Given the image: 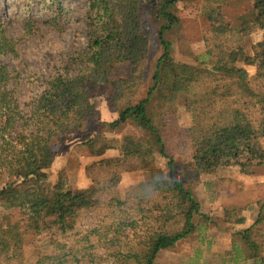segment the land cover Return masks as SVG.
Segmentation results:
<instances>
[{"label":"trees","instance_id":"1","mask_svg":"<svg viewBox=\"0 0 264 264\" xmlns=\"http://www.w3.org/2000/svg\"><path fill=\"white\" fill-rule=\"evenodd\" d=\"M80 1L87 4L84 47L62 60L60 70L28 104H21L11 71L0 65V208L20 210L28 229L37 235L54 231L63 239L78 236L81 220H98L72 243L55 242L53 252L37 264H109L113 252L134 264H157L165 247L194 233L196 216L207 219L191 187L175 176V161L166 151L163 133H170L171 125L179 127L174 109L179 95L191 97L193 121L183 137L191 143L190 166L196 174L264 164V0H251V11L234 22L225 15L231 0H201L208 31L204 53L190 63L176 60L168 36L179 28L174 8L186 0ZM148 4L155 9L151 17L159 22L162 53L146 96L137 99L149 51L142 20ZM256 32L263 37L249 55L245 41ZM0 52H15L13 38L1 23ZM250 58L260 65L254 78L238 66ZM116 68H125L126 76L113 79ZM208 80L211 85L197 91V85ZM104 85L113 88L117 118L102 125L115 130L132 122L155 137L161 156L168 160V173L151 167L150 140L144 134L124 135L117 147H98L103 139L94 133L83 143L100 158L84 169L89 185L74 190L63 168L51 184L57 141L82 131L86 121L97 116L95 92ZM153 101L158 103L156 116L149 113ZM116 148L117 156L103 157ZM129 169L142 170L148 177L122 198L118 186ZM263 209L264 205L256 221L236 231L231 242L245 260L258 264H264V235L259 230ZM24 234L19 223H0V264L22 259Z\"/></svg>","mask_w":264,"mask_h":264},{"label":"rangeland","instance_id":"2","mask_svg":"<svg viewBox=\"0 0 264 264\" xmlns=\"http://www.w3.org/2000/svg\"><path fill=\"white\" fill-rule=\"evenodd\" d=\"M162 0H156L161 2ZM87 4L80 0H0V23L8 36L13 38L15 52H0V65L11 71V85L16 89L22 105L28 104L33 97L43 90L45 81L53 72L60 70L61 62L70 53L84 47L86 43L85 11ZM251 0H231L225 8L228 21L234 22L239 16L250 12ZM155 10L148 4L142 10V20L149 33V51L137 99L146 96L156 61L162 50L158 41L159 25L151 17ZM179 18V28L168 35L173 43L174 57L179 62H195L204 53V34L208 23L201 16V0H186L174 8ZM263 37L256 32L245 41L247 54H252V46ZM254 78L260 69L259 61L247 59L238 64ZM128 71V70H127ZM125 68H116L113 79L126 76ZM210 80L197 85V91H204L210 86ZM200 86V87H199ZM113 88L104 85L95 92L94 103L98 114L86 121L82 131L67 140H59L55 145L57 159L52 168L50 183H54L57 173L64 169L71 188L83 190L89 185L85 176L86 166L99 160L90 154L83 143L94 133L101 135L103 144L117 147L122 136L144 134L143 130L132 122L118 129L110 130L102 122H112L117 118L112 104ZM190 95H179L175 104V120L178 128L171 125L170 133H163L166 151L175 161V176L191 187L201 204V211L207 216L194 218L196 230L185 239L165 247L157 258V264H255L244 261L243 256L233 247L232 240L236 231L250 227L256 221L264 205V164L252 168L219 167L196 174L191 168V143L184 139L185 131L192 125V107ZM150 115L158 113V103L149 106ZM157 117L153 122L157 124ZM149 137V160L151 167L168 173V160L160 154L161 146L155 137ZM119 154L116 149H109L103 157L111 158ZM131 165H129V168ZM148 173L142 170L124 171L118 192L122 198L138 184L146 181ZM264 213V209H263ZM98 221V220H97ZM97 221L81 220L78 236L66 239L46 231L40 235L28 229L26 216L18 209L0 208V223L4 226L19 223L24 234L22 259L13 264H37L38 260L55 249V242L72 243L79 234L93 228ZM264 235V223L259 228ZM109 264H134L120 254L113 252Z\"/></svg>","mask_w":264,"mask_h":264},{"label":"crops","instance_id":"3","mask_svg":"<svg viewBox=\"0 0 264 264\" xmlns=\"http://www.w3.org/2000/svg\"><path fill=\"white\" fill-rule=\"evenodd\" d=\"M241 257H242V254H241ZM243 258H244V257H243ZM244 261L247 262V263H251L250 260H245V259H244ZM255 264H258V263H255Z\"/></svg>","mask_w":264,"mask_h":264}]
</instances>
